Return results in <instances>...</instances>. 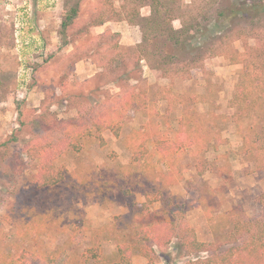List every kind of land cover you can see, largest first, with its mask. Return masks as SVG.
Returning a JSON list of instances; mask_svg holds the SVG:
<instances>
[{"label": "rangeland", "instance_id": "374dc122", "mask_svg": "<svg viewBox=\"0 0 264 264\" xmlns=\"http://www.w3.org/2000/svg\"><path fill=\"white\" fill-rule=\"evenodd\" d=\"M168 2L174 6L173 26L184 22L195 36L188 38L180 61L162 74L147 61L136 65L137 57L121 50L140 43L139 23L127 19L135 10L147 17L148 7L130 0H0V264H17L22 252L41 264L48 257L81 264L85 250L98 243L112 261L119 239L131 243L134 264H147L132 245L133 231L162 229L170 220V198L184 204L197 238L218 250L236 244L230 218L260 212L256 198L264 192V171L242 151L251 120L239 125L233 119L230 102L242 66L227 54L241 52L246 38L252 45L251 36H264V15L223 17L249 0ZM76 6L78 19L65 34L62 15ZM99 15L106 22L89 26ZM138 69L136 82L130 78ZM130 89L146 90L149 107L128 111L119 137L102 132V147L94 138L71 139L55 160L65 180L40 188L36 145L77 117L78 108L110 104ZM169 101L174 130L184 123L207 132L202 156L208 169L202 175L190 152L165 159L157 150L160 140L173 141L174 131L161 117ZM140 140L146 153L135 162ZM148 246L156 253L153 264H188L195 257L175 239L164 247Z\"/></svg>", "mask_w": 264, "mask_h": 264}, {"label": "trees", "instance_id": "16d2710c", "mask_svg": "<svg viewBox=\"0 0 264 264\" xmlns=\"http://www.w3.org/2000/svg\"><path fill=\"white\" fill-rule=\"evenodd\" d=\"M130 1L140 5L141 8L148 7L149 15L142 17L139 10H135L128 16L127 20L130 22L139 23L142 37L135 47H122L121 50L124 51L126 57L132 52V58L137 57L136 65H139L141 61H147L152 70H157L162 74L169 73L170 69L167 67L171 68L180 61L179 56L187 48L188 38L195 36V30L191 31V27L185 25L184 22L179 28L173 26L172 22L176 19L173 16L174 6L168 0L166 2L164 0ZM79 11L76 6L63 13L61 32L66 34L72 29L78 19ZM261 14L264 15V0H249L246 5L234 6L229 14L224 12L223 17L241 21L251 17L259 18ZM104 22H106L105 17L99 15L89 22V26H101ZM241 33L237 32L235 35L239 38L243 36ZM249 39H253L254 44H249L246 38L242 42L241 52L227 54L230 61L242 66L230 105L234 109L233 119L237 124L240 125L244 120H251L242 136V151L245 156L253 160L257 170L264 171V108H262L264 106V36L255 35ZM151 60L154 62L152 63ZM112 61L115 60L111 59L110 62ZM134 73H138V76H129L130 79L139 82L141 80L140 70ZM126 79L120 76V82L124 80L127 85ZM148 100L146 90L130 89L127 94L110 104H95L89 108H78L77 117L69 121V124L57 130H51L50 136L43 138L34 148L35 150L38 148L37 155L41 157L36 182L40 185L39 187L52 188L65 180V174L56 167L55 160L56 157L64 154L63 149L69 147L71 139L75 137L94 138L101 147L104 146L102 132L107 130L115 137H119L127 112L130 110L145 111L149 107ZM167 108H169L167 116L164 114L161 117L166 118L170 124L174 103L169 101ZM167 130L174 131L173 141L160 140L156 145L158 152L165 159H168L170 154L190 152L197 163V174H204L208 169V160L202 156V152L208 149L205 148L208 145V140L205 138L207 132L194 127L188 129L184 123H180L177 130H174L171 124L167 125ZM144 146L145 140H140L137 144L135 142L133 150L135 162L144 158L146 153ZM73 149L79 151L81 147L76 146ZM256 201L261 207L258 214L249 218H230L232 220L231 234L236 244L227 249L218 250L213 243L200 241L187 220L184 204L175 202L174 198L166 201L170 220L164 223V227L162 229H143L142 227L135 229L132 235V245L142 251L147 264H153L156 258L153 247H149L148 244L164 247L169 245L173 239L179 242V247L183 250L195 255L188 264H264V192L257 196ZM144 207L147 210V205ZM131 247V243L119 239L114 260L106 261L101 254L99 243L94 244L85 250L81 264H134L131 259ZM201 253H206V255L200 257ZM65 263L63 259L48 257L42 264ZM17 264L41 263L34 254L22 252Z\"/></svg>", "mask_w": 264, "mask_h": 264}]
</instances>
